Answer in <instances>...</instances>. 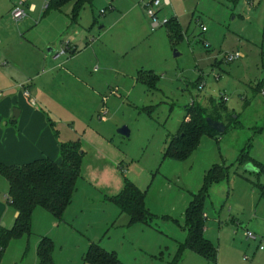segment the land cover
Masks as SVG:
<instances>
[{"label": "rangeland", "instance_id": "374dc122", "mask_svg": "<svg viewBox=\"0 0 264 264\" xmlns=\"http://www.w3.org/2000/svg\"><path fill=\"white\" fill-rule=\"evenodd\" d=\"M154 1L91 0L76 19L75 2L60 10L51 0H0V86L23 85L20 63L33 43L50 41L46 52L78 46L69 59L78 81L62 99L53 91L45 108L58 137L80 142L86 153L64 220L38 210L33 234L12 241L1 264H37L40 235L54 241L56 264H83L91 243L124 264H264V173L245 170L264 165V0H160L161 26L153 30L147 11ZM16 9L27 14L20 22ZM236 55L242 57L229 62ZM149 73L159 78L157 89L146 81ZM193 105L220 119L226 133L205 137L187 161L165 160L169 136ZM123 127L129 137L118 133ZM214 165L226 168V178L205 202L204 234L217 248L210 262L181 247L189 236L187 202ZM126 178L146 192L154 216L148 224L126 226L109 201ZM262 216L261 228H251Z\"/></svg>", "mask_w": 264, "mask_h": 264}, {"label": "trees", "instance_id": "16d2710c", "mask_svg": "<svg viewBox=\"0 0 264 264\" xmlns=\"http://www.w3.org/2000/svg\"><path fill=\"white\" fill-rule=\"evenodd\" d=\"M89 1L91 0H51L49 6L61 10L66 4L75 2L74 17L77 19L80 9ZM73 53H76V50ZM145 79L153 89H157L159 78L156 75L149 73ZM261 90L264 93V81H262ZM207 118L210 117L201 106L189 107L179 131L169 136L170 141L164 159L187 161L199 148L204 137H218V133L208 126ZM60 153L61 164L48 158L23 166H8L0 162V176L4 177L9 184V202L18 213L13 228L0 227V259L12 241L32 235L33 214L36 209H45L58 221L64 220L66 210L72 204L77 192L86 153L80 142L60 144ZM254 165L260 169V173H264V165ZM225 178L226 168L221 165L214 166L207 173L201 191L192 195L193 200L186 211L185 228L189 236L186 243L182 244L181 250H190L210 262H216L217 248L204 234L205 202L209 188ZM109 201L129 219V226L145 225L154 218L146 205V192L127 178L123 190L111 197ZM54 251V241L43 237L38 246L39 264H55ZM84 263L124 264L116 253L96 243H92L89 247Z\"/></svg>", "mask_w": 264, "mask_h": 264}, {"label": "crops", "instance_id": "0c3cea01", "mask_svg": "<svg viewBox=\"0 0 264 264\" xmlns=\"http://www.w3.org/2000/svg\"><path fill=\"white\" fill-rule=\"evenodd\" d=\"M29 12L35 13L36 11L31 12L29 9ZM50 45H51L50 41L46 43H42V42L37 44L33 43L32 45L34 50L33 53L31 55H27L26 63L25 62L20 63L21 65H23V68H25L24 71L19 70V72L22 73L24 80L22 83L23 90L21 88L22 87L21 84H20L21 87L19 86V88H17L15 84H12L10 86L8 85L0 86L1 89L0 93H2V99L0 100V162L5 165L23 166L30 164L36 160L47 159V158L51 159L57 164L62 163L60 144L66 142L64 140H61L58 137V135H56L57 131L55 128V124L51 119V117L49 116L45 107L48 101L54 97L52 95L53 91L55 92L57 99H62L63 93L65 94L66 90L67 89L69 90L68 85L70 84V87H72V85L74 84L73 81L76 82L78 81L76 73L74 71L69 70V67L71 65L69 59L71 58V56L78 53L79 50L77 45H73L72 43L69 42L61 45L60 50H54L52 48H48V50L52 51V53L49 54L48 51L47 52L45 51V49ZM68 46H69V50H67L66 53L64 54H61L63 51L67 49ZM75 50L76 53H73ZM69 54L70 57H67V55ZM4 57L8 58L6 55L1 56L2 59H4ZM9 60L10 63H13V60L12 61L11 59ZM5 65H9V62L5 61ZM13 65L15 66V64ZM27 65L29 66V68L27 67ZM15 67L18 70L20 68V65ZM28 80L29 82L27 83ZM26 91L29 92L30 97H27L25 95ZM31 100H34L35 104H32ZM16 109L20 110V115L18 119L13 121L14 111ZM204 138L202 139V141L204 140ZM215 138L218 139V137ZM214 166H212L207 171V173ZM3 180L5 179H3L2 176H0V227L11 229L15 225L16 219L18 217V213L9 202V196H8L9 184L8 182L7 183L4 182ZM4 185H7L8 187L7 197L6 195H4L5 193L3 192ZM201 189L199 190V192L201 191ZM192 200L193 197L189 198L187 202V206L184 211L185 221H186V211L189 205L191 204ZM41 209L42 208L36 209L33 214L32 230L33 227L36 228L35 219L37 217H35V215L37 212H39L38 210ZM148 209L150 210L149 207ZM205 216H207V214H205ZM262 219L263 216L260 220L251 223L250 227L255 230L261 228ZM126 226H129L128 218H127ZM41 233H45V232H41ZM43 237H49V236L40 235L39 242H36L33 245V250H34L33 255L35 258H37V264H39L38 246ZM254 240H257V236L256 239ZM88 250L89 248L85 251L83 255V264H85L84 257ZM2 258L0 259V264ZM23 263L24 262L22 261L21 264Z\"/></svg>", "mask_w": 264, "mask_h": 264}, {"label": "built area", "instance_id": "2783aa9c", "mask_svg": "<svg viewBox=\"0 0 264 264\" xmlns=\"http://www.w3.org/2000/svg\"><path fill=\"white\" fill-rule=\"evenodd\" d=\"M166 4L169 5V4H170V0H166ZM161 5H162V2H161L160 0H155L153 3H151L150 5H148V11H147V12H148V15H149V17H151V18L154 20L153 30H156L157 28H159V27L161 26L160 22H159L158 19H157V14H158V12H156V9H157V8H160ZM47 8H48V7H47ZM30 11H31V12H34V11H35V6H32V7L30 8ZM13 16H14L15 20L20 21V20L24 19V18L27 16V14H26V12H25L24 10L16 9V10L14 11ZM167 23H168V21L164 22L163 24L165 25V24H167ZM203 31H206V28H205V27H203ZM67 50H69V46H68L67 49H66L65 51H63L61 54L66 53ZM61 54H60V55H61ZM58 57H59V56H58ZM241 57H242V56H240V55L231 56V57L229 58V62H234L235 60H238V59L241 58ZM25 95H26L27 97H30L28 91H26ZM1 99H2V93H0V100H1ZM31 102H32V104H35V101H34V100H31ZM101 116H104V117H105V116H106V112H104ZM247 237H248L249 239H256V236H255L253 233H251V232H248V233H247Z\"/></svg>", "mask_w": 264, "mask_h": 264}, {"label": "water", "instance_id": "95a60500", "mask_svg": "<svg viewBox=\"0 0 264 264\" xmlns=\"http://www.w3.org/2000/svg\"><path fill=\"white\" fill-rule=\"evenodd\" d=\"M48 53L51 54L52 51L51 50H48ZM179 55L176 54V57H178ZM262 81H264V73L262 75ZM20 115V110H15L14 111V118H13V121L18 119ZM207 124L208 126L215 132L218 133L219 136H223L225 133H226V126L224 123L220 122V121H216L214 119H211V118H207ZM118 133L121 135V136H124V137H129L130 136V130L127 128V127H123L121 128ZM245 170L247 172H250V173H260V169H258L253 163H249Z\"/></svg>", "mask_w": 264, "mask_h": 264}]
</instances>
